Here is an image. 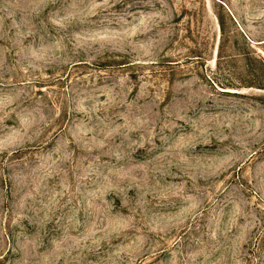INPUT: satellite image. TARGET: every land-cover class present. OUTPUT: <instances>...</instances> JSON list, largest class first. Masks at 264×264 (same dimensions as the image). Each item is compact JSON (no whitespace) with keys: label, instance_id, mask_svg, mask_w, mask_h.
<instances>
[{"label":"rangeland","instance_id":"1","mask_svg":"<svg viewBox=\"0 0 264 264\" xmlns=\"http://www.w3.org/2000/svg\"><path fill=\"white\" fill-rule=\"evenodd\" d=\"M263 62L264 0H0V264H264Z\"/></svg>","mask_w":264,"mask_h":264},{"label":"trees","instance_id":"2","mask_svg":"<svg viewBox=\"0 0 264 264\" xmlns=\"http://www.w3.org/2000/svg\"><path fill=\"white\" fill-rule=\"evenodd\" d=\"M219 24H220V29L222 30V28H223V25H222V22H221V20H219ZM262 64L264 65V62H263Z\"/></svg>","mask_w":264,"mask_h":264}]
</instances>
